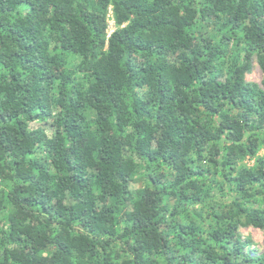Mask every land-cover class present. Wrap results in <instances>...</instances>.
<instances>
[{"label":"trees","instance_id":"trees-1","mask_svg":"<svg viewBox=\"0 0 264 264\" xmlns=\"http://www.w3.org/2000/svg\"><path fill=\"white\" fill-rule=\"evenodd\" d=\"M263 146L264 0H0V264H264Z\"/></svg>","mask_w":264,"mask_h":264},{"label":"rangeland","instance_id":"rangeland-1","mask_svg":"<svg viewBox=\"0 0 264 264\" xmlns=\"http://www.w3.org/2000/svg\"><path fill=\"white\" fill-rule=\"evenodd\" d=\"M108 23H109V31L112 33L116 29V24L113 18V13L112 10L109 13L108 17ZM263 78L262 71L258 64L255 62L253 71L251 74L247 76V79L251 82L255 83H261ZM39 124L34 123L32 127H38ZM260 154L264 155V146L260 150ZM248 165H253L254 160H248L247 161ZM146 185L145 182V176L142 173H139L138 175L135 176L134 181L132 182V188L133 189H139L141 187H144ZM240 233L244 238H250L253 241V248L262 250L264 248V232L253 228V227H247V228H241Z\"/></svg>","mask_w":264,"mask_h":264},{"label":"built area","instance_id":"built-area-1","mask_svg":"<svg viewBox=\"0 0 264 264\" xmlns=\"http://www.w3.org/2000/svg\"><path fill=\"white\" fill-rule=\"evenodd\" d=\"M114 18V17H113ZM115 21V20H114ZM114 32V31H113ZM112 32V33H113ZM110 31H109V29H108V36H111V34H112Z\"/></svg>","mask_w":264,"mask_h":264}]
</instances>
